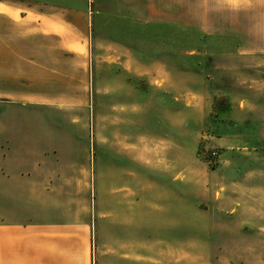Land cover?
I'll list each match as a JSON object with an SVG mask.
<instances>
[{
    "label": "rangeland",
    "instance_id": "obj_1",
    "mask_svg": "<svg viewBox=\"0 0 264 264\" xmlns=\"http://www.w3.org/2000/svg\"><path fill=\"white\" fill-rule=\"evenodd\" d=\"M142 8L129 30L82 37L50 86L51 158L75 163L57 167V201L104 207L123 161L137 177L172 174L168 264H264V0ZM142 184L162 208L168 187Z\"/></svg>",
    "mask_w": 264,
    "mask_h": 264
},
{
    "label": "crops",
    "instance_id": "obj_2",
    "mask_svg": "<svg viewBox=\"0 0 264 264\" xmlns=\"http://www.w3.org/2000/svg\"><path fill=\"white\" fill-rule=\"evenodd\" d=\"M145 1L0 0V106L8 108L0 113V264H168L167 246L178 245L167 237L178 228L176 176L137 177L123 161L120 186L104 207L62 206L57 198L66 194L53 189L63 177L57 167L75 163L51 158L44 126L46 106L59 100L50 86L65 54L80 52L94 28L129 30ZM152 181L169 189L162 208L149 205L157 194L142 182Z\"/></svg>",
    "mask_w": 264,
    "mask_h": 264
}]
</instances>
